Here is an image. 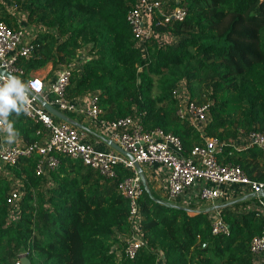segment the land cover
I'll return each instance as SVG.
<instances>
[{
    "label": "trees",
    "instance_id": "trees-1",
    "mask_svg": "<svg viewBox=\"0 0 264 264\" xmlns=\"http://www.w3.org/2000/svg\"><path fill=\"white\" fill-rule=\"evenodd\" d=\"M13 1L26 23L40 28L32 55L18 61L25 70L20 78L27 81L49 63L55 70L83 51L67 98L97 92L102 118L137 114L147 130L160 127L179 136L184 155L203 145L204 135L216 136L225 143L220 161L264 180V149L248 139L251 131L264 134V0H180L187 16L155 26L176 41L153 37L144 46L127 20L136 0ZM0 22L23 26L3 0ZM181 85L191 100L209 103L203 132L176 114L180 99L173 91ZM10 120L21 142L42 137V124L29 116ZM57 155L59 166L45 175L36 172L38 153L0 172V264H21L23 252L31 264H254L250 243L264 229L259 209L222 210L230 234H214L207 212L166 201L148 177L152 194L144 189L140 198L146 245L130 258V201L119 182L134 171L117 164L110 178L81 159ZM14 188L23 189L16 208L8 201ZM245 198L243 203L257 204L255 196Z\"/></svg>",
    "mask_w": 264,
    "mask_h": 264
},
{
    "label": "built area",
    "instance_id": "built-area-1",
    "mask_svg": "<svg viewBox=\"0 0 264 264\" xmlns=\"http://www.w3.org/2000/svg\"><path fill=\"white\" fill-rule=\"evenodd\" d=\"M3 2L12 12L18 11L13 0ZM187 14L188 7L180 4V0L175 6L171 5L170 0H136L127 14V20L138 39L139 46H144L153 37L165 36V33L161 35L155 26L167 25L173 20H183ZM32 39L23 27L14 29L0 22V69L18 77L24 75L25 70L18 65V61L22 57L29 59L32 55L34 50ZM85 58L81 51L73 62L60 64L56 71L53 70L51 63L46 74H30L28 80L38 81L41 90L32 92V114L29 117L42 124V128L37 131L42 137L30 143L15 142L7 145L3 143L4 134L0 133V172L5 171L6 166L15 165L22 157L32 156L34 153L41 155L36 164V172L39 175L48 174L59 166L60 159L57 154L81 159L110 178L116 177L117 164L132 169L134 174L119 182L120 192L130 201L131 230L126 239L125 249L130 258H135L139 249L146 245L140 210L144 186L136 162L141 165H157L164 170L167 180L166 196L170 202L183 201L188 204L194 201L214 202L224 194L223 185L240 184L254 194L257 198L256 208L264 215V180L250 177L239 164L220 161L218 155L223 151L225 143L218 137L204 135L205 143L196 145L189 155H184L183 143L179 136L165 132L160 127L147 130L141 116L137 114L115 120L102 118L103 109L97 92L88 94L80 100L67 98L66 88L73 69L83 63ZM0 75L7 77L1 72ZM51 93L56 97L52 98ZM173 93L180 99L176 114L203 132L210 116L209 103L191 100L182 85ZM44 102L66 114L73 113L77 118L86 119L98 136L115 141L125 151L130 152L134 159L111 147L107 141L103 140L108 147H102V144L90 139L86 132L79 130L81 128L78 129L77 126L51 113L44 106ZM248 139L251 144L264 149L262 132L251 131ZM22 195V188H14L9 194L8 201L16 208ZM212 232L230 234L229 225L224 221L221 212L212 219ZM250 250L254 256V264H264V229L252 239Z\"/></svg>",
    "mask_w": 264,
    "mask_h": 264
},
{
    "label": "crops",
    "instance_id": "crops-1",
    "mask_svg": "<svg viewBox=\"0 0 264 264\" xmlns=\"http://www.w3.org/2000/svg\"><path fill=\"white\" fill-rule=\"evenodd\" d=\"M46 66L49 67L48 69H50L51 63L47 64ZM38 71L39 70L33 71L32 73H35ZM84 120L86 122L85 125H87L90 128V125L88 124L89 121H87L86 119ZM90 130L93 131L94 133L96 132L92 128H90ZM90 130H87L86 132V134L88 135V137H90V139H92L93 141L99 142L100 144L104 145V147H108L105 144H103L102 140H100V136H96ZM17 141L21 142L19 139ZM108 149H111V148H108ZM142 167H143L144 172H146V176L152 181L156 192L166 201H169L166 196L167 195V180H166V174L164 170L157 165H152V166L142 165ZM222 189L224 190V194L218 199H216L214 202L203 201V202L197 203L194 201L188 204L183 201H179V202H171V203L177 206H182L186 209H190L189 207H193L194 209L203 210L208 213V215L211 218V221L218 212H221L222 210L226 208H235V209H240V210L256 208L255 201L254 202L251 201L250 203H246V204L243 203L244 202L243 200L246 199L245 197L247 196L252 197L254 196V194L250 192L249 190L245 189L242 185L225 184L222 186ZM159 264H164V263L160 261Z\"/></svg>",
    "mask_w": 264,
    "mask_h": 264
},
{
    "label": "clouds",
    "instance_id": "clouds-1",
    "mask_svg": "<svg viewBox=\"0 0 264 264\" xmlns=\"http://www.w3.org/2000/svg\"><path fill=\"white\" fill-rule=\"evenodd\" d=\"M41 84L32 80L25 81L18 76L0 75V133L3 143L11 145L16 142L19 133L10 117L15 114L30 116L32 114V92H39Z\"/></svg>",
    "mask_w": 264,
    "mask_h": 264
},
{
    "label": "water",
    "instance_id": "water-1",
    "mask_svg": "<svg viewBox=\"0 0 264 264\" xmlns=\"http://www.w3.org/2000/svg\"><path fill=\"white\" fill-rule=\"evenodd\" d=\"M0 72L3 74H6L7 76H15L14 74L8 73L6 72L4 69H0ZM44 106L51 112L53 113L55 116H57L58 118L77 126L78 128L84 129V130H90V128L83 124L82 122H80L79 120H77L76 118H73L72 116L62 112L61 110H59L57 107L44 102L43 103ZM108 142L110 144L111 147L115 148L116 150L120 151L121 153L127 155L129 158L134 159L133 155L130 152L125 151L119 144H117L115 141L108 139ZM136 168L138 169L142 184L144 186V189L152 194V191L149 187V183H148V179L147 176L143 170V167L141 164H139L138 162L135 163ZM263 195H264V191H263ZM21 264H31V260L29 259L28 256L24 255L21 257Z\"/></svg>",
    "mask_w": 264,
    "mask_h": 264
},
{
    "label": "rangeland",
    "instance_id": "rangeland-1",
    "mask_svg": "<svg viewBox=\"0 0 264 264\" xmlns=\"http://www.w3.org/2000/svg\"><path fill=\"white\" fill-rule=\"evenodd\" d=\"M16 14L20 17V19H21V22H22V27H23V29L28 33V35H29V37L30 38H33L34 36H35V34H36V32L40 29V28H37V27H35V26H31V25H28L26 22V14H24L23 12H16ZM24 22H25V24H24ZM162 34H164V33H161V35ZM165 36H161V37H159L160 38V40H162V41H166V42H169V43H171V42H175L176 41V37L175 36H173V35H168V34H164ZM84 52H86L85 50H84ZM48 68L49 67H47V66H45L44 68H42V69H40L38 72H35L36 74H46V72L48 71ZM54 71H56V69L54 70ZM88 124H89V122H88ZM18 140V139H17ZM16 140V142H19V141H17ZM143 166H146V165H143ZM25 255V252H23V253H21V256H24Z\"/></svg>",
    "mask_w": 264,
    "mask_h": 264
},
{
    "label": "snow or ice",
    "instance_id": "snow-or-ice-1",
    "mask_svg": "<svg viewBox=\"0 0 264 264\" xmlns=\"http://www.w3.org/2000/svg\"><path fill=\"white\" fill-rule=\"evenodd\" d=\"M37 83H39V82L37 81Z\"/></svg>",
    "mask_w": 264,
    "mask_h": 264
}]
</instances>
